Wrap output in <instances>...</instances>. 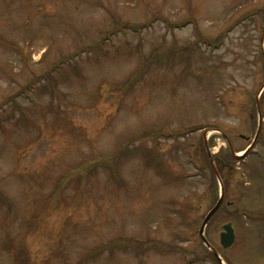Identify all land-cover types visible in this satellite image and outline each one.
I'll list each match as a JSON object with an SVG mask.
<instances>
[{
	"label": "rangeland",
	"instance_id": "374dc122",
	"mask_svg": "<svg viewBox=\"0 0 264 264\" xmlns=\"http://www.w3.org/2000/svg\"><path fill=\"white\" fill-rule=\"evenodd\" d=\"M221 186L264 264V0H0V264H218Z\"/></svg>",
	"mask_w": 264,
	"mask_h": 264
},
{
	"label": "trees",
	"instance_id": "16d2710c",
	"mask_svg": "<svg viewBox=\"0 0 264 264\" xmlns=\"http://www.w3.org/2000/svg\"><path fill=\"white\" fill-rule=\"evenodd\" d=\"M162 17V16H161ZM160 17V18H161ZM128 26H132V27H135L136 29H138V30H141V28L144 26L143 24H141V25H139L138 27L137 26H133V25H131V24H128ZM136 29H133V31H137ZM110 39V37L109 36H107V37H104V40L103 41H101V42H99V43H96L94 46H92V51L91 52H93L94 53V50H96V51H98L99 49H102V47H105L106 45H104L105 43H107V41ZM91 48V47H90ZM90 48L88 47L87 48V50H88V52L90 51ZM81 52H83V51H81ZM78 54H80V52H78ZM78 54H76L75 53V55L74 56H77ZM96 54V53H95ZM69 56H71V55H65V56H63L60 60H59V62H58V64H56L55 66H54V68H52V70H51V73L52 72H58L61 68H62V64L67 60L66 58L67 57H69ZM66 59V60H65ZM47 78V77H49V75H48V73H46V74H44V75H42L41 77H39L38 79H41V80H43L44 78ZM32 85V84H31ZM29 89H32V86H29ZM208 159H209V156H208ZM214 162H215V165H216V169H217V172H218V175L220 176V170H221V167H223L224 166V164H225V161H223V160H220V159H218L217 157H215L214 158ZM213 174H215V173H213ZM216 176V175H215ZM220 178L222 179V181L224 180L223 179V176L221 175L220 176ZM226 179V178H225ZM57 184V183H56ZM58 185V184H57ZM58 187H59V185H58ZM1 201H4V200H2V197L0 196V202ZM6 203H7V205L9 206V209H11V205H9V202H7V201H5ZM122 241H125V242H121L120 240H118V242H119V245H111V244H109V245H107L108 247H109V249H113V250H115V248H117V247H120V250H121V246H124V249L125 248H132L133 249V251L134 250H138V251H141L142 249H140L141 247L138 245L139 243L138 242H136V241H133V240H122ZM202 242V241H201ZM203 243V242H202ZM203 245H204V243H203ZM105 246V245H104ZM139 246V247H138ZM205 246V245H204ZM10 248H11V251H12V255H13V258H14V263L15 264H30V259L28 258V256H27V252H26V250H24V249H22V248H19V247H17V246H14L13 244L10 246ZM145 248V247H144ZM99 249H100V247L99 248H97V251H96V249H95V251L96 252H93V251H90V253H88V254H86L84 257H83V261H88L89 259H92V258H94L95 257V259H97L96 257H98V256H100L99 254H101V251H99ZM102 249H103V247H102ZM118 249V248H117ZM150 249H154L155 251L154 252H160V251H163L160 247H155V246H152ZM8 250H10V249H8ZM149 250V249H148ZM144 251H146V248H145V250ZM136 252V251H135ZM210 253V252H209ZM136 255H137V253H135ZM140 254H142L141 252H140ZM213 255V254H212ZM217 261V260H216ZM218 263V262H217Z\"/></svg>",
	"mask_w": 264,
	"mask_h": 264
},
{
	"label": "water",
	"instance_id": "95a60500",
	"mask_svg": "<svg viewBox=\"0 0 264 264\" xmlns=\"http://www.w3.org/2000/svg\"><path fill=\"white\" fill-rule=\"evenodd\" d=\"M236 157H237V159H240L241 158V156H237V155H236ZM209 159L212 162V158L210 156H209ZM222 202H223V189H222V186H221L220 195H219V198H218L216 204L207 213V215L203 219L202 224H201L200 229H199L200 239L202 240V242L204 243V245H206V247H208L211 250V252L215 256V258H216V260H217V262L219 264H223V261H222L221 257L219 256V254L217 253V251L214 248H212L209 245V243L207 242V240H206V238L204 236V230H205V227H206L207 223L211 219V217L216 213V211L221 206ZM222 229H223V231L220 234V244H221V246L224 249H226V248H229L234 243V241H235V234H234V230H233L231 224L224 225L222 227Z\"/></svg>",
	"mask_w": 264,
	"mask_h": 264
}]
</instances>
